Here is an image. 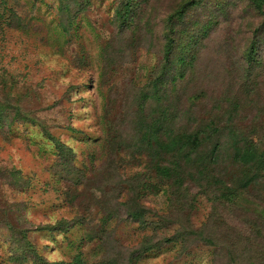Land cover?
Listing matches in <instances>:
<instances>
[{
    "label": "rangeland",
    "instance_id": "rangeland-1",
    "mask_svg": "<svg viewBox=\"0 0 264 264\" xmlns=\"http://www.w3.org/2000/svg\"><path fill=\"white\" fill-rule=\"evenodd\" d=\"M88 1L74 36L62 27L58 0H9L25 27L0 22V103L30 120L0 132V264H20L12 259L28 249L51 264L78 255L90 264L127 263L145 236L157 243L181 234L186 252L163 248L140 264H264V237L253 229H264V184L250 190V212L217 201L219 187L243 178L234 143L256 128L264 133V50L250 65L232 18L209 40L195 81L170 96L175 134L213 127L208 153L222 140L205 176L223 182L215 187L193 171L199 184L188 179L174 197V181L156 171L165 154L139 125L141 94L164 64L161 48L139 36L134 48L132 34L112 26L118 0ZM200 92L206 98L193 102ZM43 130L72 150L70 168ZM109 206L118 216L106 223ZM129 209L158 230L145 231Z\"/></svg>",
    "mask_w": 264,
    "mask_h": 264
},
{
    "label": "trees",
    "instance_id": "trees-1",
    "mask_svg": "<svg viewBox=\"0 0 264 264\" xmlns=\"http://www.w3.org/2000/svg\"><path fill=\"white\" fill-rule=\"evenodd\" d=\"M9 0H0V22L8 29L23 30L25 23L8 4ZM60 12L63 14L64 31L73 34L77 26H81L79 15L88 8V0H58ZM232 18L239 21L235 28L238 39L244 40L246 47V60L252 65H258L255 56L264 50V0H118L112 17V26L122 33H131L134 48L139 45L140 39L146 38L151 48H161L164 64L158 70L157 75L151 80L148 90L141 94V122L153 139L160 151L165 154V165L156 168L157 175L164 181H174L177 187L173 192L174 197L183 194L187 180L195 179L193 171L205 176L209 166L218 161V152L222 149V140H218L213 150L208 153V147L213 142V136L217 134L213 127L200 129L195 132L176 133L173 128L171 116L170 96L180 94L191 85L197 75L198 67L204 51L208 47L209 40ZM79 20V21H77ZM75 30V31H76ZM74 36V35H72ZM106 49H104V54ZM206 98L205 92L193 96L191 100L196 102ZM150 106V110H148ZM30 121V120H29ZM26 116L18 111L10 113L8 107L0 103V132L8 135L13 130L16 122H29ZM152 121L151 123H148ZM7 130V131H6ZM45 138L57 148L56 155L61 158V166L70 168L73 162L72 150L61 144L46 130ZM160 134V136H159ZM254 136L246 135L233 145V161L243 169V178L232 187H219L221 194L218 202L225 208H239L250 212L254 206L250 190L264 184V133L255 129ZM77 170V169H73ZM72 170V171H73ZM71 174V173H70ZM82 176L84 173L75 171ZM207 180L217 187L218 179ZM209 182V183H210ZM223 182V181H222ZM204 181L199 185L203 187ZM224 185V184H222ZM108 223L118 216V211L109 206L107 208ZM131 210V209H129ZM127 211L129 218L140 224L145 231L155 232L158 225L146 220V215L139 209ZM263 225L253 227L258 237H264ZM185 234L164 237L160 242H154L152 235L143 238L142 244L136 250L127 263L111 258L102 264H140L145 257L160 252L163 248L169 250L181 246L185 251ZM184 246V248H183ZM20 248L16 250L18 252ZM30 253L18 252L13 258L20 264H51L31 249ZM59 264H90L82 255H78L69 263ZM243 264H255L254 262Z\"/></svg>",
    "mask_w": 264,
    "mask_h": 264
}]
</instances>
